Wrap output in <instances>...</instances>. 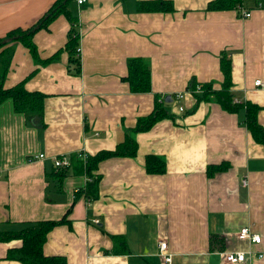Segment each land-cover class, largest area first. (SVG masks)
I'll use <instances>...</instances> for the list:
<instances>
[{
    "label": "crops",
    "instance_id": "1",
    "mask_svg": "<svg viewBox=\"0 0 264 264\" xmlns=\"http://www.w3.org/2000/svg\"><path fill=\"white\" fill-rule=\"evenodd\" d=\"M53 1L0 0V37L34 23ZM138 1L70 2L80 30L77 76L67 73L66 51L38 64L27 47L12 42L4 86L35 69L24 86L46 96L41 117L15 112L9 99L0 103V228L57 219L69 209L70 226H54L42 246L45 255L63 256L66 264H162L158 239L166 241L171 264H227L224 253L237 250L251 264H264V145L246 128L243 109L227 112L214 101L197 102L188 88L194 78L218 89V55L226 50L235 98L256 103L264 127V7L243 17L235 9L206 10L209 0H172L171 12L137 11ZM69 25L60 14L33 33L41 58L64 45ZM131 56L149 60L150 91L129 90L124 76ZM155 93L163 101L171 96L163 105L174 117L136 133L135 156L101 160L97 197L74 201L88 175L68 173L58 182L49 174L57 168L54 157H66L71 167L73 153L82 159L81 151L113 149L125 129L152 110ZM38 153L43 157L35 158ZM148 153L165 158L164 173L146 172ZM221 162L227 168L208 177L206 166ZM243 226L260 235L259 242L239 238ZM112 235L125 239V251H111ZM19 245L18 239L0 241V264H21L5 258L7 248Z\"/></svg>",
    "mask_w": 264,
    "mask_h": 264
},
{
    "label": "trees",
    "instance_id": "2",
    "mask_svg": "<svg viewBox=\"0 0 264 264\" xmlns=\"http://www.w3.org/2000/svg\"><path fill=\"white\" fill-rule=\"evenodd\" d=\"M72 0H54L52 4L42 13V15L31 25L27 27L16 26L10 29L4 37H0V103L9 99L13 110L17 113H35L42 116L43 100L45 93L38 90H27L24 86L25 80L34 72L31 71L25 78L21 79L12 86H4V78L9 69L10 60L13 53L12 42L18 41L27 47L33 61L38 64H46L59 58L60 52H67L66 70L70 75H80L81 59L79 47L80 30L77 15L71 10L70 2ZM264 7V0H209L206 4V10L235 9L237 14H241V8L247 10L256 8L257 4ZM172 0H140L136 4V10L142 12L174 11ZM64 15L70 24L67 31V37L64 45L58 48L52 55L41 58L34 41L33 33L39 28H47L48 24L58 15ZM12 37V40L4 43L3 39ZM219 68L223 74L221 85L218 89L213 88L211 82H197L194 78L189 81L188 88L195 94L196 101H214L227 112L244 111L245 126L250 132L252 138L264 145V127L258 122L257 112L259 106L248 100H234L235 94L232 91L231 60L226 50L219 52ZM127 73L124 76L131 92H148L151 90L150 62L143 56H131L126 58ZM199 89L198 93H195ZM159 93L154 94V105L152 110L137 117L134 126L125 129V136L122 141L117 143L113 149H102L95 154L87 153L85 159H80L79 154L73 153L70 156L71 167L56 168L53 173L58 182L68 173L88 175L89 179L85 185L80 187L74 193V201L80 196L87 200H93L97 197L98 183L101 175L96 172L98 163L112 156H135L137 153L136 133L148 130L157 121L164 117H174V113L169 111L163 104L165 103ZM172 101V100H171ZM42 125H44L41 119ZM83 152V151H81ZM227 163L208 164L206 174L211 177L216 171L225 170ZM145 170L148 173H164L166 171V161L160 155L148 153L145 155ZM69 209L63 216L57 219H42L34 221H23L15 228H0V241L8 242L11 240H20L17 247H9L6 250V259L18 260L21 264H66L65 258L59 255H45L42 250L47 233L56 225L68 224L70 221L66 218ZM214 234L210 235L211 238ZM113 253H122L126 250L125 239L120 235H112ZM223 246L220 245L219 248Z\"/></svg>",
    "mask_w": 264,
    "mask_h": 264
},
{
    "label": "built area",
    "instance_id": "3",
    "mask_svg": "<svg viewBox=\"0 0 264 264\" xmlns=\"http://www.w3.org/2000/svg\"><path fill=\"white\" fill-rule=\"evenodd\" d=\"M77 3H82L84 0H76ZM261 3H258L256 7H260ZM251 9H243L241 8V14L240 16L247 17L250 15ZM78 50L80 51V47H78ZM260 80L256 79L254 81V85H259ZM182 98V93H177L174 99L176 100V108L178 111H182L183 105L179 103V100ZM234 100H237L236 98ZM82 155V159L84 160L86 157L85 152L80 153ZM43 153H38L35 155V158H41L43 157ZM53 165L57 168H68L70 167V162L66 157L63 156H56L53 159ZM89 179V177H88ZM242 184L246 185V179H242ZM98 220L94 219V223H97ZM239 238H249L253 242H259L260 235L257 233H251L247 226H243L238 231ZM157 247H158V254L160 255V258L162 259V264H171V253L167 250V243L164 239H158L157 241ZM262 254H259L261 256ZM223 260L227 264H251L249 260L246 258V254L242 250L237 251H227L224 253Z\"/></svg>",
    "mask_w": 264,
    "mask_h": 264
},
{
    "label": "water",
    "instance_id": "4",
    "mask_svg": "<svg viewBox=\"0 0 264 264\" xmlns=\"http://www.w3.org/2000/svg\"><path fill=\"white\" fill-rule=\"evenodd\" d=\"M12 40V37H6L5 39H3V42L6 43V42H9ZM164 101H171V96L170 95H166L164 97Z\"/></svg>",
    "mask_w": 264,
    "mask_h": 264
},
{
    "label": "rangeland",
    "instance_id": "5",
    "mask_svg": "<svg viewBox=\"0 0 264 264\" xmlns=\"http://www.w3.org/2000/svg\"><path fill=\"white\" fill-rule=\"evenodd\" d=\"M70 8H71V5H70ZM69 27H70V25H69Z\"/></svg>",
    "mask_w": 264,
    "mask_h": 264
}]
</instances>
